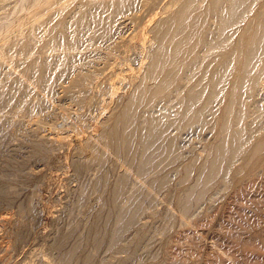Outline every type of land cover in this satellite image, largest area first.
Wrapping results in <instances>:
<instances>
[{
  "label": "rangeland",
  "instance_id": "1",
  "mask_svg": "<svg viewBox=\"0 0 264 264\" xmlns=\"http://www.w3.org/2000/svg\"><path fill=\"white\" fill-rule=\"evenodd\" d=\"M43 1L45 0H0V37L6 36V31L11 26L19 28L20 34L23 35L20 38L24 39V34L28 32L23 27L27 20L26 16L33 17L35 6L39 5L38 7L36 6L39 9L40 3ZM182 1L136 0L135 9H123L118 14L119 16L117 15L118 17L114 18L115 21H111V23L114 22V26L110 23L112 25L111 30L113 28L111 31L112 35L107 36L108 38L100 36L98 37L100 39L95 40L91 35L95 28H93V24H90L92 27L89 28L88 25L85 28L86 30L84 28L81 30L80 37L82 38L79 40L81 44H78V47L76 46L74 50H65L60 45L43 44L36 47L33 44L35 48L33 45H30V48L27 46V49L19 55L18 52L8 48H0V88H4L5 91L8 90L15 78L19 76L18 78H21V80L25 81L24 84H27L25 86L30 90L28 91L30 92L29 96L31 95L27 99V103L25 102L26 106L21 101H14L11 105L0 103V182H2V189L0 190V264H62L61 252L56 246L58 236L60 237L61 234L60 231L69 232L74 230L75 236H78L79 233H85V229L89 227L90 218L96 212L99 203L96 200L93 202L91 199L92 203L89 199V202L79 201L76 194L83 186L89 187L90 184L92 185L93 181L98 179L100 172L97 166L91 160H88L86 167L82 169L83 172L81 170L77 173L74 160L77 153L82 149V146L78 145V143L85 142L89 134L91 137L94 135L97 138L98 134H101L100 130H103L105 126L111 125L114 122V116L123 110V105L127 100L126 97L128 98V94L134 90L133 84L135 82L137 84L142 76L136 72L140 68V60H144L143 67L145 65L148 66L152 60L151 50L157 44L155 25L161 19L170 17L180 7ZM75 4L65 14V19L72 18L80 10L81 3ZM30 8L31 10H29ZM101 10V14L107 16L108 13L105 9ZM252 20L253 14L248 15L242 26H248ZM47 24L43 28H48L49 22ZM64 52L66 54L72 52L74 55L72 58L75 57L84 61L82 60L83 64L82 61L78 62V65L71 64L70 71L68 70L69 72L67 71L61 78H58L64 62ZM22 55L27 59L31 58L29 60H41L52 56V58H55L56 65L58 61V64L62 63L57 65V67L54 65L47 73L46 87L44 85L39 87V85L34 83L32 73H21L20 64L18 66L21 69L18 66L14 67L18 69L17 71L8 68L9 63L17 61L18 57ZM200 63L197 64L200 66ZM7 70H10V73ZM133 71L138 73L137 76H129L131 73H135ZM83 74L88 75V77L83 83L75 84V80ZM120 76L124 78L122 84H118L116 81V78ZM132 78L133 80L138 78V80L132 82ZM49 83L53 87V94L51 95L49 94V88H47ZM105 84L108 85L106 86ZM125 84L128 87H122ZM114 85L117 86V88L115 86V91H117L115 93L109 91ZM257 86L261 88L260 94H263L264 75L258 81ZM107 87L108 89H106ZM125 88H129L128 91H130L127 95ZM109 94L114 96L112 97ZM172 99L170 103L168 100L169 106L171 108L175 107L174 109L177 110L176 100ZM98 100L102 106L98 105L97 108ZM19 105L21 106L19 107ZM101 107L105 108L104 112L103 109L100 110ZM75 117L83 119L80 124ZM69 126L71 129L77 130V132L73 130L72 132L75 135L79 134L84 140H75L72 132H69ZM175 129L173 133L178 131L176 134L181 136L186 132L189 133L188 129L186 130L183 127ZM190 132L194 135L188 145L180 148V153L184 156L176 164L187 163L191 159V154L196 158L198 157L197 159L202 162L206 159L207 154L208 156L210 154V144L219 139L217 131L210 127L198 128V131L196 129ZM39 141L43 142V150L37 148V142L39 143ZM235 161L232 164L233 175L235 173L236 175L239 174L245 163L242 158H237ZM168 162L171 163V158L160 160L159 165L157 164L155 167L156 169L153 168L154 172L156 170L155 174L151 171L152 169L148 170V173L145 172V175L143 174L144 177L141 176L143 178H141V181L144 180L146 182L157 176L159 170L161 172L170 165ZM109 164L114 169H111L110 172L108 171V174L106 173V183L100 185L96 190L97 192H92V194H95H93V199L97 194L101 196L110 194L111 189L114 187L113 185L118 179L116 175L118 174L117 176H119L123 172L122 165L117 164L114 160H109ZM124 167L126 166L124 165ZM120 171L121 173H119ZM263 175L264 169L262 168L256 171V175L254 173L251 176L242 178L239 174L238 181L235 183L226 186H216L209 190L185 219L179 221L174 219L171 221L172 223H166V220H164L165 209L169 206V208H172L170 209L172 213L175 214L177 212L173 204L168 203L170 198L173 200L174 197H169L168 200L166 196L172 195L174 191L176 194V191L183 188L178 185V174L172 172L171 176H169L172 181L171 186L161 190V193H157L158 196L153 198L152 206L149 204L150 206L145 205L146 208H142L143 211L138 216L140 218H137L140 219L137 220L138 224L128 226L125 233H122L124 235L121 234L123 236V238L120 236L119 239L121 240L122 238L119 244L121 249L118 246L115 249L116 251L112 250V252L109 251L112 248H109L105 243L92 245L88 242L85 235H83V238L76 239L78 243L75 237H71L67 245L72 246L77 243L80 248L76 257L70 261V264L80 261L81 257L86 254L85 252H89L93 256L94 260L91 264H102L103 261L104 264H119L118 261L121 262L122 260L129 262L130 251L128 245L132 239L137 237V232L141 229L139 227L143 226L144 223L146 224H144L146 226L144 230L149 228L148 234L151 233L148 235L149 237L147 236L151 240L146 238V242L150 241L149 244L151 245L152 243V250H154L150 252L151 246L146 244L140 246L137 250L136 261L132 260L129 262L130 264H149L154 259L155 262L160 264H167L168 259L169 261L178 259L182 264H264ZM194 179H196L195 176L187 182L186 186L194 187L196 184L192 185L195 181ZM85 183L89 186H86ZM132 186L131 189L134 188L133 184ZM129 189H127L128 192ZM131 189L130 192L132 193ZM128 192L125 193L126 195L121 196V200L125 198L119 204V209L121 207L122 210L127 211L132 209L131 206L133 204H131L132 201L129 199L130 192ZM206 197L208 198L206 199ZM75 198L77 199L76 201ZM95 203L98 204L96 205ZM80 204L81 206L78 208ZM128 204L130 207H128ZM87 206L90 207V211ZM88 213L92 215L90 216ZM113 223L110 225L111 229L116 226ZM170 224L173 225V228L168 231ZM137 225L140 226L137 227ZM164 226L168 229H165ZM150 230L151 232H149ZM165 230H167L166 235L162 236V232H165ZM152 232L154 233L153 235ZM165 237H167V242L163 244L162 238ZM138 257L140 258L139 260Z\"/></svg>",
  "mask_w": 264,
  "mask_h": 264
},
{
  "label": "bare ground",
  "instance_id": "2",
  "mask_svg": "<svg viewBox=\"0 0 264 264\" xmlns=\"http://www.w3.org/2000/svg\"><path fill=\"white\" fill-rule=\"evenodd\" d=\"M78 2L81 3L80 10L78 12L75 11V15L72 13V18L65 19V14ZM40 5L39 9L37 8L39 5H36L37 7L34 5L35 12L33 17L26 16L27 20L23 27L28 32L24 34V39L20 38L23 35L20 34L19 28L7 27V34L4 32L6 36L0 37V48H8L18 52L19 55L27 49V46L30 48V45L33 44L36 47L43 44L60 45L65 50H74L78 44H81L79 43L82 38L80 37L81 30L83 28L86 30L85 28L88 25L89 28L92 27L90 24H93V28H95L92 34L90 33L95 40L100 39L98 38L100 36H110L113 30V28L111 30V24L114 26V22L111 23V21H115L114 18H117L123 9H135L136 0H45ZM101 9H105L108 13L107 16L101 14ZM251 14H253L252 22L248 26H242L245 18ZM48 22L49 27L43 28ZM12 25L14 26V24ZM155 35L157 44L156 46L153 45L154 48L151 50L152 60L148 66L144 64V67V60H140V68L135 71L142 76L137 84L136 82L135 84L132 83L134 85L133 92L129 93V88H125L128 91L125 90L126 95L129 94L128 98L126 97L127 100L123 105V110L114 116V122L111 125L105 126L103 130H100L101 134L99 133L100 135L98 134L97 138L94 135L91 137L89 134L85 142L78 143V145L82 146V149L77 153L74 160L77 173L86 167L88 160H91L97 166L100 175L96 181H93L92 185L89 183V186L85 183L89 187L83 186L78 191L76 190V195H78L79 201L91 199L93 202L96 200L100 205L97 203L99 207L94 215L88 213L92 217L88 216L91 221L84 234L79 233L78 236H75L74 230L69 232L60 231L61 234L59 233L60 237L58 236L56 246L61 252L62 264H70V261L76 257L80 248L76 239L83 238V235L86 236L90 244L99 245L105 243L109 248H112L109 251H114L123 238L121 234L125 233L128 226H135L137 220H140L137 218H140L138 216L142 213V208L144 209L145 205H151L153 198L157 197L161 190L171 186L172 181L169 176H171L172 172L178 174V185L183 188L181 190L178 189L179 191H176V194L173 190L172 195L166 196L167 199L174 197V199L172 198L173 200L171 198L170 200L168 199V203L173 204L175 211H177L175 214L172 213L170 211L172 208H169V206L165 209L164 220H166V223H172L171 221L174 219H178L177 221L185 219L189 212L200 203L203 196L214 187L235 183L238 181L239 174L243 178L254 173L256 175V171L259 168L264 169V93L260 94L261 88L257 86L258 81L264 75V0H183L180 7L170 17L158 21L155 25ZM64 54V62L58 78H61L72 65H78L77 63L83 60L72 58L74 56L72 52L67 54L64 52ZM29 59L31 58L27 59L22 55L18 57L17 61L9 63L8 68L14 70V67L20 64L19 66L22 69L18 67L21 69L22 74L30 72L33 75L35 84L39 85V87L47 85V73L56 65L55 58L51 56L41 60ZM58 62L57 65L62 63L58 64ZM197 63H200V66ZM259 65L261 66L259 67ZM10 70H7V72ZM15 70L17 71L18 69ZM136 72L131 73L129 76H137L138 73ZM87 77L88 75L83 74L75 80V84L83 83ZM17 78L9 86L8 90L5 91L4 88H0V103L11 105L14 101H21L26 106V101L31 96H29L30 92H28L30 90L26 88L27 86L25 85L27 84H24V80ZM124 78H121V76L117 77V83L122 84ZM125 79L127 80V78ZM134 80L137 81L138 78ZM134 80L132 78V82ZM50 84L47 88H49V94L51 95L53 94V87ZM105 85L107 86L108 84ZM115 86L109 87V91L117 92L115 91ZM122 87L128 86L125 84ZM109 95L112 96V94ZM172 98L176 100L177 110L174 109L175 107L171 108L169 106ZM103 99L102 101H104ZM21 102L20 104H22ZM99 103L100 101L97 102L96 107L98 105L102 106ZM102 109L101 107L100 110ZM104 109L103 112L105 111ZM76 119L79 124L83 120L81 117ZM76 125L78 124L76 123ZM182 127L186 130L188 129L189 133L186 132L182 136L176 134L178 131L173 133L176 130L175 128L179 129ZM204 127L216 130L219 138L216 142L210 144L209 156L207 154L206 159L201 162L197 159L198 157L196 158L191 154V159L187 163L176 164L184 156L180 153V148L188 145L194 135L190 131H195L196 129L198 131V128ZM72 130L69 126V132H72ZM73 131L77 132V130ZM72 135L77 141L84 140L79 134L75 135L72 132ZM37 148L43 150V142H37ZM169 157L171 158V163L168 162L170 163L168 167L161 172L159 170L158 175L152 177L151 180L146 182L143 180L145 183L141 181V176L144 177L145 172L148 173V170L151 169L154 172L153 168L157 164L159 165L160 160L170 159ZM237 158H242L245 163L242 171L237 175L236 173L233 175L232 164L236 162ZM109 160H114L117 164L122 165L123 172L121 173V170L119 172L121 174L119 176H117L118 174L116 175L118 179L116 178L117 180L110 194L107 196L106 194L104 196L97 194L93 199L94 193L92 194V192L96 191L100 185L106 183V173L114 169L109 164ZM193 176L196 177L192 184L196 183L195 186L191 187L189 185L187 187V182ZM172 178L174 179V177ZM132 184L134 185L133 189H131ZM1 187L2 182H0V190L2 189ZM127 189H129V199L132 201L131 204H133L131 206L132 209L129 211L122 210V207L119 209V204L125 198L122 197L123 199L121 200V196L126 195ZM80 206L81 204L78 205V208ZM89 206L87 207L90 211L91 206ZM173 206L171 205V207ZM128 207H130L129 204ZM111 223L116 225H113L115 226L114 229H111ZM144 224V227L141 224V227L137 225V227L141 229L143 227V229H140L139 233L137 232V237L132 239L128 245L130 251L129 262L137 258V250L140 246L145 244L147 246L152 245V243L151 245L149 244L150 241L146 242L148 235L151 233L148 234V227L147 230H144L146 227V224ZM170 226V229L164 227L171 231L173 225L170 224ZM166 231L162 232V236L166 235ZM153 232L152 235L155 233ZM120 236L122 237L121 240H119ZM71 237H75L77 245H67ZM166 238H162L163 244H166ZM152 246L149 249L150 252L154 250H152ZM85 253L82 257L80 256L81 260L76 261L75 264L92 263L94 260L93 256L89 252ZM154 260L149 264H160ZM118 262L119 264H130L124 260ZM102 264H104V261ZM167 264H182V262L178 259L170 261L168 259Z\"/></svg>",
  "mask_w": 264,
  "mask_h": 264
}]
</instances>
